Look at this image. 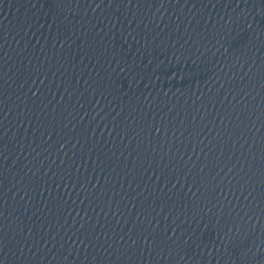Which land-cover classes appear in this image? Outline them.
<instances>
[{
    "label": "water",
    "instance_id": "95a60500",
    "mask_svg": "<svg viewBox=\"0 0 264 264\" xmlns=\"http://www.w3.org/2000/svg\"><path fill=\"white\" fill-rule=\"evenodd\" d=\"M0 264H264V0H0Z\"/></svg>",
    "mask_w": 264,
    "mask_h": 264
}]
</instances>
